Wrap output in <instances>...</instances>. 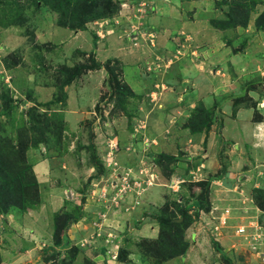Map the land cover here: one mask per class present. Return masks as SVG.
<instances>
[{
    "label": "rangeland",
    "instance_id": "obj_1",
    "mask_svg": "<svg viewBox=\"0 0 264 264\" xmlns=\"http://www.w3.org/2000/svg\"><path fill=\"white\" fill-rule=\"evenodd\" d=\"M93 1L0 0V264H264V0Z\"/></svg>",
    "mask_w": 264,
    "mask_h": 264
},
{
    "label": "crops",
    "instance_id": "obj_2",
    "mask_svg": "<svg viewBox=\"0 0 264 264\" xmlns=\"http://www.w3.org/2000/svg\"><path fill=\"white\" fill-rule=\"evenodd\" d=\"M198 1H200V0H198ZM155 3L157 4L156 10L158 11L159 8H160L161 13H167V14L168 13L169 14L172 13L174 16H176L177 14H179L177 17L172 18V20H171L172 25H170V26L169 25L168 26H165L164 25L163 26V28H166L165 29L166 30V32H165L166 34H169L170 36H174V35L180 36V34H185L186 32L185 31H182L183 27H185L186 29H188L187 32H188V34H190L197 27V25L193 24V22L192 23H190L189 21L186 22L185 19H184V16L180 15L181 12H179V9L183 5H185V6L187 5L185 2L183 3L182 0H156ZM217 3H221V0H218ZM182 9L184 10V8H182ZM156 10H155V12H156ZM153 13H154V10H153ZM202 14L203 15H206L207 13H206V11H203ZM188 20H190V19H188ZM209 24H211V21H210ZM212 28H213L212 25H211V27L205 26V29H209L210 31H211ZM173 47H174V45H173ZM212 57H216V56L214 54H212ZM197 75L200 78L199 79V82H201L203 80V78H204V81H207L205 79V78H207L209 81L211 80L213 82L215 81L216 78H218V77L213 76V75H211V77L209 75H207V74L205 75V72H203V71L200 72V70H197V68H194V67H192L191 71L189 70L186 74H184L182 76L184 77L183 79L185 80V82H186V79H187L190 84H195V82H196L195 79H196V76ZM227 76H229V75H223V79H219L218 78V81L216 83H214V84H217L218 86H222L223 87V84H222L223 80L226 81V82H228V83H230L228 81V79H227ZM231 81H232V79H231ZM196 84H197V82H196ZM202 86L200 87V89H201V93L200 94L203 95L202 101H203V103L206 106H209L210 107V106H212V103H210V102L212 100L214 101V99H215V98H213V97L210 96V93H211L210 89H212V88L210 87L208 89L209 91H207L206 89L203 88L204 86L203 87ZM207 86H209V85H207ZM228 87L229 86H226L225 88H228ZM206 95H207V98H205ZM184 130L186 131V127L184 128ZM174 137L175 136H173L172 138H174ZM171 145H173V144H171ZM46 165H44V166L46 167ZM35 166L38 167V164H36ZM36 167H34V169H36ZM62 180H63V182H64L63 184L65 186H60L56 190H54V188H49L48 189L51 192H49V198L48 199H47V197H45L46 198V203H48V201L50 203L51 202H54L55 201V197H56V200H57V198L60 200V201L57 200V202L60 203L59 205H61V201H62V206L65 204L64 202H66L67 199H64L63 196H65V195L67 196V194L65 192L67 190H69L70 186H68V185H70V183L73 181V178H71V179L69 178V181L66 178H65V180L64 179H62ZM78 189H79V191H78V197H75V199H79L80 198L83 201V204L80 203L83 206V211L84 212L87 211L89 207L95 208L96 211H97V206H92V202L93 201H91V199H90L92 192H89L88 191L89 189L88 188L86 189L85 186H83V187H79L78 186ZM58 190H59V193H58ZM82 191L85 192V193H83ZM145 195H146L145 197L150 196L149 199H151L152 197L155 198V200L157 201L156 203L158 205H160L162 203V201H165V190H164V188L162 186H155V187L149 188L148 190H146ZM45 196H46V193H45ZM45 198H43L44 201H45ZM78 202H79V200H78ZM43 203H45V202H43ZM51 206L54 207L52 203H51ZM59 208H60V206H58V208H57V206H55L52 209L56 213ZM51 212L53 213V211H51ZM43 228H44V226L41 227V231H43ZM53 228H54V225H53L52 229Z\"/></svg>",
    "mask_w": 264,
    "mask_h": 264
},
{
    "label": "trees",
    "instance_id": "obj_3",
    "mask_svg": "<svg viewBox=\"0 0 264 264\" xmlns=\"http://www.w3.org/2000/svg\"><path fill=\"white\" fill-rule=\"evenodd\" d=\"M93 1V0H92ZM93 4H91V7H93V6H98V4H95V0L92 2ZM232 6H234V7H236V8H240V7H242V6H250L247 2H241L240 0L239 1H233L232 2V4H231ZM264 17V16H263ZM35 166V165H34ZM33 170H34V167H33ZM25 170H19V174L15 177V178H13V179H11V182H10V184L9 185H5V186H0V195H1V199H2V202H5V201H7L6 202V207H10L11 205H15V204H13V203H9L10 201H11V199L14 197V195H12L11 194V192H12V190H13V188L15 187V186H13V185H18L19 186V189H20V191H21V193H22V196L24 195V192H25V189L27 188V189H29V186H28V184H25ZM37 180V179H36ZM37 186H38V184H37ZM7 191V192H6ZM66 220H70V221H72V222H75V220L76 219H72V217H70L69 215L67 216V218H65ZM58 222V221H57ZM56 221H55V225H54V230L55 231H57V228H58V226H59V224L57 223ZM58 224V225H57ZM169 224H173V223H170L169 222ZM174 225V224H173ZM176 225V224H175ZM58 238V237H57Z\"/></svg>",
    "mask_w": 264,
    "mask_h": 264
},
{
    "label": "built area",
    "instance_id": "obj_4",
    "mask_svg": "<svg viewBox=\"0 0 264 264\" xmlns=\"http://www.w3.org/2000/svg\"><path fill=\"white\" fill-rule=\"evenodd\" d=\"M244 230V228H240V230L238 231V233H240L241 231H243Z\"/></svg>",
    "mask_w": 264,
    "mask_h": 264
}]
</instances>
